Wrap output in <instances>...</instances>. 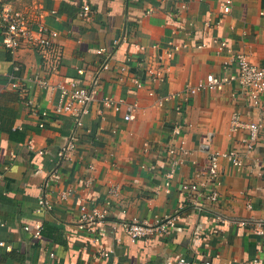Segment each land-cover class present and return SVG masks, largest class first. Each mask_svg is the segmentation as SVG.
Listing matches in <instances>:
<instances>
[{"label": "crops", "instance_id": "crops-1", "mask_svg": "<svg viewBox=\"0 0 264 264\" xmlns=\"http://www.w3.org/2000/svg\"><path fill=\"white\" fill-rule=\"evenodd\" d=\"M5 1L59 36L47 60L30 47L12 55L0 34V242L11 246L0 245V264H176L180 257L212 264L259 258L257 264H264L261 236L248 227L220 229L218 221L219 216L264 219V95L256 107L237 83L183 94L208 74L222 73L238 53L264 68V0H233L228 14L222 12L225 0ZM85 4L92 8L90 20L79 17ZM215 40L227 46L222 50ZM155 44L161 49L151 47ZM175 47L167 59L166 51ZM100 48L113 50L108 70H102ZM139 61L164 77L150 81ZM98 73L96 100L82 126L76 128L71 116L54 114L59 83L89 86ZM34 79H47L50 87L43 89ZM135 79L145 85L138 88ZM105 96L122 100L123 107L105 109L101 123L98 110ZM29 100L49 112L44 127ZM127 104H137L132 121L123 117ZM236 112L245 122L262 124L251 152L242 144L246 130H230ZM176 124L183 126L191 155L167 186L166 158ZM73 130L81 144L49 182L52 211L39 214L41 187ZM232 149L242 154L243 167L237 170L221 159L219 201L202 209L188 205L181 183L198 180L197 170L210 152ZM84 202L107 210L114 220L174 212L181 217L168 235L136 243L109 219L99 227L101 240L94 242L77 227ZM36 221L43 225L39 239L23 229ZM102 248L115 252L103 258Z\"/></svg>", "mask_w": 264, "mask_h": 264}, {"label": "built area", "instance_id": "built-area-1", "mask_svg": "<svg viewBox=\"0 0 264 264\" xmlns=\"http://www.w3.org/2000/svg\"><path fill=\"white\" fill-rule=\"evenodd\" d=\"M233 0H225L222 6V12L228 14L231 12ZM92 15V8L90 4H85L79 11V17L83 20H90ZM40 17V16H39ZM0 34L2 35L3 46L12 54L16 55L19 50L25 47L36 49L45 59H49L56 52V41L59 33L55 30H50L44 26L40 21H37L29 16V14L20 10L14 9L7 4L5 0H0ZM223 50L227 46L226 42L214 41ZM117 45V42H116ZM136 48L146 51V46L136 44ZM152 48L161 49L158 44L152 45ZM149 47V48H151ZM175 48L166 51V58L173 57ZM112 49L100 48L97 50L99 55H104V62L102 63V70L110 69L109 60L112 56ZM58 60V58H56ZM140 66L144 71L150 75V81L154 78H163V73H157L151 67L149 62L139 61ZM232 66L237 67V72L232 73ZM16 70L19 66L15 67ZM156 74V75H155ZM100 73L92 78L89 86L80 87L75 82L71 81L68 84L59 83L60 90L59 101L54 109L56 115H67L74 119L76 128L82 126L83 118L90 112L92 104L96 100L97 84L99 82ZM34 81L43 89H48L50 83L47 79H34ZM138 88L145 85L144 81L135 79ZM231 83H237L242 90L249 97L251 103L259 107L261 105V97L264 95V68L252 64L245 53H238L233 58L232 62L224 67V71L220 74L210 73L204 80L199 81L196 86L188 87L183 91L186 96L193 95L201 90H222L225 86ZM150 94H154L151 91ZM169 99V98H167ZM122 100H116L112 96H105L102 98V107L99 108L98 114L101 123L106 121L105 109H111L115 112L122 111ZM28 105L35 107L33 100L28 101ZM36 111L40 117V126L44 127L49 119V112L42 110L36 106ZM137 104H127L124 114V120L132 121ZM262 129L260 122H245L240 113L236 112L231 117L230 130L237 132L246 130L247 134L242 139V144L245 146L247 152H251L257 145L259 140V133ZM183 126L176 124L172 130L173 143L168 148L167 155V170L165 173L166 185H170V179L173 177L177 168L184 164L186 157L191 155V151L186 147L182 138ZM81 137L76 130L70 134L68 142L62 146L56 155V163L53 169L48 173L47 179L41 187V195L38 200V207L36 212L41 214L52 211V204L48 200L47 187L49 182L58 172L59 166L78 149L81 144ZM29 147L32 148L31 142ZM207 149V145H203ZM146 150L148 147L146 145ZM39 154H43L40 150ZM221 159L228 160L237 170L243 167L242 154L237 149H232L227 152H210L207 161L199 166L197 170L196 181H185L181 183L180 189L186 196L188 205H192L197 209H202L205 203H217L220 199V188L222 186V173L220 169ZM90 169L93 168L91 165ZM2 175H0V181ZM91 180L88 178L87 183ZM118 188H112L111 193H116ZM180 212H174L165 215H155L152 218H131L114 220L110 218L109 212L92 206L87 202L81 204L80 216L77 220V227L79 230L85 232L89 238L94 242L101 240V233L99 227L107 222L109 219L114 221V229L121 230L132 243L140 240L146 242L157 236L168 235L177 225L180 219ZM220 229L238 226L242 228H250L255 234L262 237L261 247H264V219H242L237 217L226 218L219 216ZM23 229L31 234L33 238L39 239L42 234L43 225L41 221H36L33 225H25ZM0 245L6 248H11L4 242ZM113 248H102L100 256L108 258L114 254ZM51 259L55 258V254H50ZM259 258H255L252 262L246 264H257ZM54 264V263H46ZM176 264H212L208 259L200 262L197 259H190L187 257H180Z\"/></svg>", "mask_w": 264, "mask_h": 264}]
</instances>
